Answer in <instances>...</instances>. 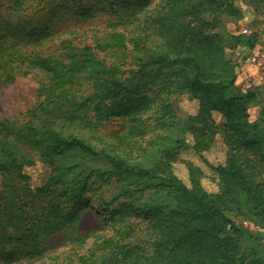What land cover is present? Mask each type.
<instances>
[{"label": "trees", "instance_id": "1", "mask_svg": "<svg viewBox=\"0 0 264 264\" xmlns=\"http://www.w3.org/2000/svg\"><path fill=\"white\" fill-rule=\"evenodd\" d=\"M244 1L51 2V25L70 13L82 22L107 16L103 30L81 34L14 19L35 10L36 0H0L8 12H0V84L37 78L26 119L0 120V264H264L262 238L228 216L244 207L264 224V128L251 119L255 94L235 90L236 64L218 30L223 19L242 18ZM254 1L264 12V0ZM86 34L90 42L83 43ZM225 34L250 48L259 37ZM154 36L160 53L146 48ZM129 46L142 54L126 77L125 64L105 52ZM174 94L198 101L186 123L191 148L214 171L217 191L207 190L205 171L191 160L190 183L183 180L173 166L179 154L168 152L164 163L133 155L151 127L165 128L176 117ZM115 117L125 121L117 135L124 149L106 154L107 167L89 163L99 152L76 130L92 133ZM218 135L226 150L215 165L202 153ZM42 167L36 182L28 169ZM92 199L101 227L84 231ZM242 238L250 244L242 247Z\"/></svg>", "mask_w": 264, "mask_h": 264}, {"label": "rangeland", "instance_id": "2", "mask_svg": "<svg viewBox=\"0 0 264 264\" xmlns=\"http://www.w3.org/2000/svg\"><path fill=\"white\" fill-rule=\"evenodd\" d=\"M5 0H1L4 2ZM38 4L42 1L35 10L26 11L27 15L19 16L14 15V19L17 20L20 17H25L28 22V26H37L38 28H45L51 23L49 22L50 12L53 5L59 3V0H36ZM89 2V0H84ZM240 4L239 1H237ZM244 9V15L238 20L223 19L222 26L218 28L222 32L224 42L226 44L227 52L231 55V59L236 64L237 81L235 90L242 93L253 92L255 94L254 100L249 104V111L252 120H258L262 128H264V67H260L256 62L252 60L254 52L261 48L264 51V12L262 6L254 0H245L241 3ZM6 5L0 6V12L8 14L6 12ZM41 16V17H40ZM65 20L51 25L53 32L65 31L68 28H77L81 30L83 34V28H97L103 30L106 25L107 16L105 14H99L97 18L88 20L87 22L80 21L79 15L74 13L66 14ZM226 31H230L235 34H245V36L251 34H257L258 41L254 47L244 46L237 44L235 40L226 35ZM83 43L90 42V36L87 34L81 37ZM146 48L150 52H159L163 49L161 39L152 37L146 42ZM110 58L123 62L125 64L124 70L125 76L129 77L130 70L136 68L137 56L142 53L132 50L129 46L127 49L113 48L105 52ZM37 78L34 75L20 76L13 82L0 84V120L3 118L17 119L23 121L26 119V110L32 106L36 100L35 90L37 86ZM139 81L143 84L144 78L139 77ZM84 78H80L79 82H84ZM150 86V85H149ZM153 85H151L152 87ZM148 87L147 89H149ZM174 101L178 104L179 108L176 112V117L172 119L165 128L151 127L150 131L138 141V149L134 151V156L142 155L148 163H164L166 160V154L173 152L179 154L174 161L175 172L187 183H190V174L187 166L188 160L193 161L195 164L201 166L205 171V178L203 179L204 185L209 191H217L218 185L214 171L203 160V158L193 152L191 145L193 143V136L188 132L187 121L188 115L195 114L198 111L199 104L197 100L189 98L188 95L181 94L172 96ZM125 121L122 118L115 117L108 121L103 122L98 130L87 133L82 130H76V133L84 136L92 141L97 148L99 154L89 160V163L101 167L108 166V159L106 154L113 153L118 150L122 151L123 146L119 145L117 135L122 133L125 128ZM62 124H58L56 128L60 129L64 133H69V127H62ZM186 148V149H185ZM23 150L28 152L30 156L38 158L37 155L31 151L28 147L23 146ZM225 144L220 135H218L210 149L204 151L202 154L211 164H218L225 159ZM181 154V157H180ZM44 168H29L28 171L33 175L34 181L40 180L43 177L39 176V172ZM2 174H0V188L2 185ZM114 191L113 187L109 190H105L104 194L109 196ZM92 205L87 209L81 219V228L84 231H88L91 228H100L101 224L98 219L99 206L95 204L92 199ZM228 216L236 222L241 229L247 230L254 236L262 238L264 241V224H261L255 220L249 209L241 207L228 212ZM108 231V230H107ZM230 233V232H229ZM62 236L55 238L54 242L57 244L61 242ZM250 244V240L242 238L240 245L246 247ZM61 249L58 248L52 253V256L60 254Z\"/></svg>", "mask_w": 264, "mask_h": 264}, {"label": "built area", "instance_id": "3", "mask_svg": "<svg viewBox=\"0 0 264 264\" xmlns=\"http://www.w3.org/2000/svg\"><path fill=\"white\" fill-rule=\"evenodd\" d=\"M252 60L256 62L260 67H264V51L258 48L252 57Z\"/></svg>", "mask_w": 264, "mask_h": 264}]
</instances>
